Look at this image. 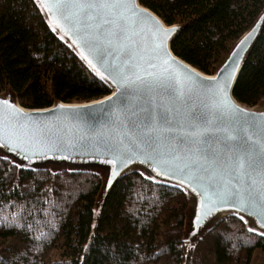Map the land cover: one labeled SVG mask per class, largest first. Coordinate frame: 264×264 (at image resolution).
I'll use <instances>...</instances> for the list:
<instances>
[{"label":"trees","instance_id":"1","mask_svg":"<svg viewBox=\"0 0 264 264\" xmlns=\"http://www.w3.org/2000/svg\"><path fill=\"white\" fill-rule=\"evenodd\" d=\"M165 27H180L171 54L212 76L264 10V0H137ZM24 110L109 95L48 28L33 0H0V96ZM253 109L264 100V27L231 93ZM93 172L25 170L0 156V264H251L264 238L227 216L189 248V202L139 172L99 199Z\"/></svg>","mask_w":264,"mask_h":264},{"label":"water","instance_id":"2","mask_svg":"<svg viewBox=\"0 0 264 264\" xmlns=\"http://www.w3.org/2000/svg\"><path fill=\"white\" fill-rule=\"evenodd\" d=\"M33 2L48 28L65 43L88 72L108 88L109 95L86 104L55 103L48 109L24 110L6 91L0 96V116L3 117L0 144L6 142L7 146H0V156L25 170L53 167L72 172L86 169L101 171L104 173L101 200L121 178L138 171L153 183L177 189L189 202L184 239L186 248L227 216L245 222L253 229L252 233L264 238V205L255 210L240 207L244 197V178L240 182L231 180L228 167L220 161L218 168L222 171L215 178L216 191L220 195H214L204 174H200L198 183L178 169L186 162L181 157L188 153L190 144L188 139H185L184 145H178V141L188 136L190 115L196 110L204 117L200 127L207 129L203 136L208 138V147L213 151L220 148L217 140L223 133L219 129L229 127L233 122L237 130L243 125L244 134L254 135L258 146L264 148V100L259 107L248 109L235 103L231 97L246 57L264 27V10L234 44L215 73L208 77L171 54L170 43L180 27H165L151 12L140 7L137 0H122L128 5L122 10L125 18L122 19L119 12L112 13L110 22L102 26L91 16H72L65 20L61 11L53 7L54 0ZM77 2L79 0H69V3ZM87 2L95 4L98 0ZM161 32L170 35L164 37ZM85 39L94 45V49L85 45ZM126 69L134 70L145 83L135 81L131 73L126 77ZM165 69L171 77L168 87L155 76L148 75ZM175 81L187 86L189 91L186 97L178 100L174 94H169ZM128 106L137 109L141 121L138 128L142 129L143 122L155 116L154 123L162 128L163 136L168 140L163 141L158 134L155 141L157 148L153 150L141 145L138 147L140 154L131 152L126 144L125 148L132 159L127 160L126 164H114L109 162L112 153L108 148L110 141L115 143L113 137L123 139L122 134L129 132L121 125L124 109ZM164 111L168 112L172 121L171 128L159 120L157 114ZM129 140L135 142V136L131 133ZM178 147L182 152L174 151ZM114 168L117 172L109 186ZM225 191L233 192V195L224 198L222 193Z\"/></svg>","mask_w":264,"mask_h":264},{"label":"snow or ice","instance_id":"3","mask_svg":"<svg viewBox=\"0 0 264 264\" xmlns=\"http://www.w3.org/2000/svg\"><path fill=\"white\" fill-rule=\"evenodd\" d=\"M53 7L61 11V15L65 20H69L72 16H91L97 24L102 26L110 22L109 17L112 13L119 12L121 18H125L122 10L128 7V5L122 3V0H98L95 4L88 3L87 0H79L77 3H69V0H54ZM73 9H78L79 11H73ZM93 9H103L106 11L97 12L92 11ZM160 34L164 37L170 35V33L164 32ZM84 43L90 49H94V45L89 40L85 39ZM164 60L165 63H167L166 56ZM129 73L135 77V81L145 83L143 77L136 74L134 70L126 69V77ZM148 75L155 76L165 87L169 86L171 77L166 69L159 73L150 72ZM119 87L120 85L118 84V89ZM188 91L189 89L186 85L180 81H175L174 84H171V91L169 94H174L176 99L179 100L186 97ZM188 98L190 99L191 97ZM173 111H175V109H173ZM157 115L164 125H167L169 128L172 127V121L169 119L167 111L159 112ZM244 115L247 116L248 114L245 113ZM155 119V116H151L143 122L144 126L142 129L138 128L141 121L138 117L137 109L130 106L126 107L124 109L121 125L126 127L129 132L122 134L124 137L123 139L112 138L115 140V143H111L110 141L111 146L108 148V151L112 153V159L109 162L114 164L117 162L126 164L127 160L132 159L131 154H129L128 150L125 148L126 144L131 149V152L140 154L138 147L141 145L153 150L157 148L158 145L155 141L158 134L160 137H163V141H167L168 138L163 136L162 128L154 123ZM203 119L204 117L199 114V110L191 112L190 120L187 125V128L190 129L188 136L186 138L182 137L178 141V145H184L185 139L190 141L188 153L181 157L186 162L178 166L179 171L185 173L198 183L201 179L200 174H204L208 187L213 190V194L220 195V193L216 191L215 178L222 171L218 168L219 162L222 161L229 169L231 180L240 182L241 178H244V197L241 200V209L245 207L253 210L260 208L264 205V148L258 146L254 135L244 134L245 130L243 125H240L239 130H237L236 124L233 122L231 126L219 129L223 133L217 140L220 148L213 151L212 148L208 147V138L203 136V133L207 129L200 127V122ZM125 121L126 124L124 123ZM2 123L3 117L0 116V124ZM129 133L135 136V142L129 140ZM163 141L161 143H163ZM0 146H7V144L5 142L0 144ZM174 151L182 152V149L178 147ZM218 154H220L219 160L217 159ZM121 157H126V159L122 160ZM149 158L151 159V157ZM173 159H175V157H173ZM116 172L117 169L114 168V174L108 182L109 186L112 180L115 179ZM222 195L224 198H229L233 195V192L225 191ZM249 231H253V229L250 228Z\"/></svg>","mask_w":264,"mask_h":264},{"label":"rangeland","instance_id":"4","mask_svg":"<svg viewBox=\"0 0 264 264\" xmlns=\"http://www.w3.org/2000/svg\"><path fill=\"white\" fill-rule=\"evenodd\" d=\"M260 106V105H259ZM258 106V107H259ZM43 169H46V170H51V171H64V170H68V169H66V168H62V169H58V168H53V167H47V168H43ZM68 171H71V170H68ZM72 172V171H71ZM80 172H93V173H96V174H99L100 176H101V178H102V185H103V182H104V173L103 172H101V171H98V170H94V169H86V170H80ZM139 172V171H138ZM99 199L101 200V195L99 194ZM189 215V214H188ZM187 223H188V216H187V222H186V228H185V235H186V231H187ZM245 225H247L245 222H243ZM212 227V226H211ZM210 227V228H211ZM247 227H248V225H247ZM210 228H208V229H210ZM249 228V227H248ZM207 229V230H208ZM250 229V228H249ZM206 230V231H207ZM206 231H204V232H206ZM203 232V233H204ZM202 233V234H203ZM202 234H201V236H202ZM200 236V237H201ZM184 239H185V237H184ZM200 239V238H199ZM198 239V240H199ZM197 240V241H198ZM196 241H193L189 246H188V248L190 247V246H192L194 243H195ZM251 264H264V256L260 253V252H258V251H256L255 253H254V255H253V259H252V263Z\"/></svg>","mask_w":264,"mask_h":264}]
</instances>
